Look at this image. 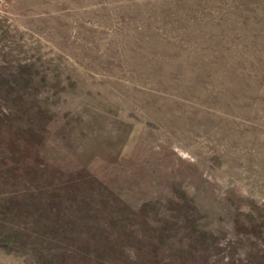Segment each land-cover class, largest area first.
Wrapping results in <instances>:
<instances>
[{"label": "rangeland", "instance_id": "rangeland-1", "mask_svg": "<svg viewBox=\"0 0 264 264\" xmlns=\"http://www.w3.org/2000/svg\"><path fill=\"white\" fill-rule=\"evenodd\" d=\"M0 264H264V0H0Z\"/></svg>", "mask_w": 264, "mask_h": 264}]
</instances>
